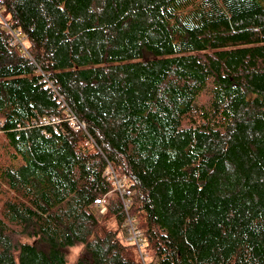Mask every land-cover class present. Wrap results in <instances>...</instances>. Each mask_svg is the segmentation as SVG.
<instances>
[{
  "label": "trees",
  "instance_id": "trees-1",
  "mask_svg": "<svg viewBox=\"0 0 264 264\" xmlns=\"http://www.w3.org/2000/svg\"><path fill=\"white\" fill-rule=\"evenodd\" d=\"M1 4L0 264H264V0Z\"/></svg>",
  "mask_w": 264,
  "mask_h": 264
},
{
  "label": "built area",
  "instance_id": "built-area-1",
  "mask_svg": "<svg viewBox=\"0 0 264 264\" xmlns=\"http://www.w3.org/2000/svg\"><path fill=\"white\" fill-rule=\"evenodd\" d=\"M2 4L0 0V18L5 22V24L12 30L10 25L7 22V19L1 14ZM13 33V44H19L21 47H25L24 45V37L22 36L21 32L12 30ZM61 101H63V104H65V101L63 100V97L60 96ZM68 120L69 124L75 129V130H81L85 129V123L82 122L74 112L69 111L68 114ZM59 121L58 117L55 115H50L48 119L46 120V123L53 124L55 127V130H57V122ZM104 175L108 178V180L113 185V190L111 192H115V194L119 197L120 203L123 207V210L125 212V224H126V230H127V239L130 242H133L143 260V262H146V255L144 251V241H143V232L142 230L136 225L135 219L132 217V215L129 212V208L132 204V197H131V189L128 186V179L125 176H121L114 167L108 163L105 170ZM111 192L107 193L104 196H99L95 198L93 202V206L97 207L100 212H104V210H107V207L111 204Z\"/></svg>",
  "mask_w": 264,
  "mask_h": 264
},
{
  "label": "rangeland",
  "instance_id": "rangeland-1",
  "mask_svg": "<svg viewBox=\"0 0 264 264\" xmlns=\"http://www.w3.org/2000/svg\"><path fill=\"white\" fill-rule=\"evenodd\" d=\"M116 194H117V193H116ZM113 195H115V192H111V196H113ZM105 211H106V210H104V212H100V214H104ZM107 223H108L109 227H111V228H116V227H117V221H116V218H115L114 216L109 217ZM119 237H120L121 239L125 240V241H129L128 239L125 238V235L123 234V232H121V233L119 234ZM129 242H130V241H129ZM131 243H132V242H131ZM135 247H136V246H135ZM136 249H137V248H136ZM146 250H147V247H144V251H145V253H148ZM78 251H79V249H76V250L74 251V253H73L72 257H71L70 264H72L73 261L75 260L77 254H78ZM151 256H152V253H148V255H146V259L151 258Z\"/></svg>",
  "mask_w": 264,
  "mask_h": 264
}]
</instances>
